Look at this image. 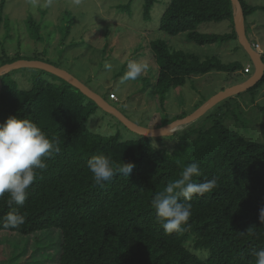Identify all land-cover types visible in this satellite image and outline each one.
Instances as JSON below:
<instances>
[{
	"label": "trees",
	"instance_id": "16d2710c",
	"mask_svg": "<svg viewBox=\"0 0 264 264\" xmlns=\"http://www.w3.org/2000/svg\"><path fill=\"white\" fill-rule=\"evenodd\" d=\"M240 1L245 18L264 9V5ZM156 2L144 0L146 16ZM4 7L2 0L0 23L7 20ZM234 14L231 0H171L159 28L171 35L185 32L199 44L223 43L238 39ZM225 19L232 22L229 32L198 29L200 22ZM26 23L30 35L39 39L41 24L33 17ZM150 48L158 64L152 91L161 110L170 90L186 84L189 77L245 68L239 61L227 63L218 56L201 58L172 50L161 39L151 41ZM2 54L0 66L24 59L19 53L10 56L5 48ZM42 73L33 75L27 89L17 85L11 71L0 76V122L12 115L28 118L61 149L45 160L46 170H37L24 205L9 206L7 192L0 196V217L13 210L25 217L18 228H5L0 222V232L30 235L59 230L58 264H255L254 252L264 248V224L259 220L264 208V142L245 137L219 120L194 133L189 134L191 123L167 134L176 138L172 149L157 147L151 137L143 135L122 139L120 132H95L88 121L100 107L61 77L50 73L59 81H49ZM261 84L264 75L250 90ZM259 109L264 114V105ZM186 115H165L162 125ZM184 132L182 137L179 133ZM99 154L110 156L117 165L133 163L132 176L117 173L103 186L95 184L87 161ZM193 162L200 168L193 182L215 178L216 186L203 196L194 194L189 201L191 227L184 225L187 230L182 234H167L151 200L169 182L181 178L182 169ZM189 248L202 255L207 252V258H198Z\"/></svg>",
	"mask_w": 264,
	"mask_h": 264
},
{
	"label": "rangeland",
	"instance_id": "374dc122",
	"mask_svg": "<svg viewBox=\"0 0 264 264\" xmlns=\"http://www.w3.org/2000/svg\"><path fill=\"white\" fill-rule=\"evenodd\" d=\"M170 1L157 0L146 16L144 0H51L49 7L37 8H33L32 0H5L7 20L0 23V57L5 48L10 56L19 53L26 59H39L63 68L135 123L158 127L165 115L176 118L190 114L220 90L241 83L255 73L253 61L238 39L199 44L188 39L185 32L171 35L161 30V16ZM246 1L264 5V0ZM28 17L41 24L39 39L30 35ZM245 24L250 42L261 44L264 60V9L247 15ZM198 29L226 33L232 29V22L206 20L199 23ZM160 39L172 50L194 53L201 58L218 56L224 62L239 61L244 66L251 63L252 70L250 73L212 71L189 77L186 84L170 90L162 111L158 96L152 91L158 64L150 48L151 41ZM130 61L146 64L147 71L135 81L121 83ZM105 65H111V70ZM38 73L42 71L37 68H19L11 71V77L20 88L27 89L33 75ZM42 76L59 81L50 73L43 72ZM114 95L119 98L118 102L114 101ZM260 105H264V84L254 91L249 89L222 100L192 122L189 134L219 120L245 137L264 142V114ZM188 125L180 126L177 131ZM88 126L106 135L120 132L122 139L137 136L100 108L91 115ZM179 134L186 136L185 132ZM175 139L164 135L151 141L157 147L172 149ZM60 241L61 233L57 229L30 235L1 231L0 264H58Z\"/></svg>",
	"mask_w": 264,
	"mask_h": 264
},
{
	"label": "clouds",
	"instance_id": "9594fccd",
	"mask_svg": "<svg viewBox=\"0 0 264 264\" xmlns=\"http://www.w3.org/2000/svg\"><path fill=\"white\" fill-rule=\"evenodd\" d=\"M50 4L51 0H45L44 3H41V0H32L33 8L49 7ZM254 43L252 47L262 55L261 44L260 49H256ZM105 67L110 71L112 66L105 65ZM147 68L146 64L130 61L127 65L128 70L121 77V83L137 80L147 71ZM114 101L118 102L119 98ZM60 151L54 139H50L35 122L28 118L12 115L6 121L0 122V196L6 192L9 194V206L24 205L27 189L37 178V170H46L45 160L54 154H59ZM87 167L93 174L95 184L103 186L117 173L132 176L135 165L124 161L117 165L110 156L99 154L87 161ZM199 175V165L195 162L190 163L182 169L181 178L169 182L163 191L157 192L152 198L151 206L167 234L174 232L182 234L187 230L184 225L191 227L188 223L192 214V205L189 201L194 194L203 196L215 188L217 183L215 178L204 180L202 183L193 182V177ZM259 220L261 224H264V208L259 211ZM0 222L5 228H18L25 222V217L13 210L0 217ZM249 234H251L250 231ZM188 251L198 258H207L208 255L207 252L202 255L201 251L193 248H189ZM254 256L255 264H264V248L254 252Z\"/></svg>",
	"mask_w": 264,
	"mask_h": 264
},
{
	"label": "water",
	"instance_id": "95a60500",
	"mask_svg": "<svg viewBox=\"0 0 264 264\" xmlns=\"http://www.w3.org/2000/svg\"><path fill=\"white\" fill-rule=\"evenodd\" d=\"M233 7L235 9L234 14V24L238 35V40L240 44L245 48L247 53L250 55L253 64L255 66V73L241 83L224 88L207 99L198 108H196L190 114L174 119L170 123L164 124L159 127H147L135 123L128 116H126L120 109L111 104L107 99H105L101 94L91 89L88 85L78 79L69 71L55 66L51 63L45 62L39 59H18L11 63H6L0 66V76L6 74L12 70L19 68H37L44 70L46 72L52 73L56 76L61 77L68 83L72 84L78 90H80L87 97L92 99L103 111L116 117L126 128L138 135H143L146 137H161L176 131L180 126L190 124L205 114L209 109L214 107L216 104L233 96L235 94L241 93L243 91L249 90L255 86L264 75V60L259 51L252 47L247 36L246 24H245V13L244 8L240 0H231Z\"/></svg>",
	"mask_w": 264,
	"mask_h": 264
},
{
	"label": "built area",
	"instance_id": "2783aa9c",
	"mask_svg": "<svg viewBox=\"0 0 264 264\" xmlns=\"http://www.w3.org/2000/svg\"><path fill=\"white\" fill-rule=\"evenodd\" d=\"M254 47H255L256 49H260V43H258V42L254 43ZM244 72H245V73H250V72H251V65H249V64L246 65L245 68H244ZM113 98H114L115 100L118 99L115 95L113 96Z\"/></svg>",
	"mask_w": 264,
	"mask_h": 264
},
{
	"label": "crops",
	"instance_id": "0c3cea01",
	"mask_svg": "<svg viewBox=\"0 0 264 264\" xmlns=\"http://www.w3.org/2000/svg\"><path fill=\"white\" fill-rule=\"evenodd\" d=\"M248 64L251 65V63H247L246 65H248ZM155 125H156V124H155ZM161 125H162V124H161ZM159 126H160V125H159ZM159 126H158V127H159ZM147 127H149V126H147ZM150 127H154V126H150Z\"/></svg>",
	"mask_w": 264,
	"mask_h": 264
}]
</instances>
